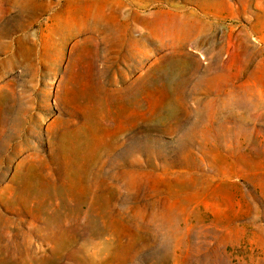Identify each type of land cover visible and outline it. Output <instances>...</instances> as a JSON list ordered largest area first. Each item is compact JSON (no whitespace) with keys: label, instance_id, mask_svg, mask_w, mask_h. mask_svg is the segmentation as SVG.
<instances>
[{"label":"rangeland","instance_id":"obj_1","mask_svg":"<svg viewBox=\"0 0 264 264\" xmlns=\"http://www.w3.org/2000/svg\"><path fill=\"white\" fill-rule=\"evenodd\" d=\"M14 6L40 48L33 121L0 78V264H264V0Z\"/></svg>","mask_w":264,"mask_h":264},{"label":"bare ground","instance_id":"obj_2","mask_svg":"<svg viewBox=\"0 0 264 264\" xmlns=\"http://www.w3.org/2000/svg\"><path fill=\"white\" fill-rule=\"evenodd\" d=\"M25 0H4V2L8 3L12 8L16 9L14 4L22 3ZM81 1V0H80ZM83 4V2H80ZM8 10V9H7ZM73 17L80 18L78 12L72 14ZM184 24V23H183ZM88 25L91 24L88 22ZM65 26V27H64ZM70 26L69 23H62L57 26L56 30H60L64 32V40L68 41L70 39L75 40H84L85 38H91L95 40L97 43V47L103 46L104 48H113L114 45H111L108 42V38L100 39L98 37H94L93 32L91 30L84 31L83 29L77 32L73 31H65L64 28H68ZM88 26V27H89ZM34 25L32 23H28L25 26H16L9 29H6L3 33L0 34V78L2 75H5L8 80L14 81V75L11 73L12 70L17 68H22L23 73L22 76L18 79V81H23L22 78L25 77V80L28 81V86H26V91L29 93L30 100L28 105L30 109L28 112H31L28 117L29 121L35 118V114L33 113L34 108V95H35V83L37 79V66L39 63L36 61V51L39 50V44L37 43V34L36 31L33 30ZM87 28V26H86ZM97 34V33H96ZM26 55V56H25ZM206 57H202L205 60ZM210 59V58H209ZM132 60L129 61L127 57H124L122 63L124 66L131 67ZM140 62L146 65L149 60L146 57L140 58ZM209 64H212L213 61L209 60ZM130 63V64H129ZM12 120L19 119V117H11ZM33 121V120H32Z\"/></svg>","mask_w":264,"mask_h":264}]
</instances>
